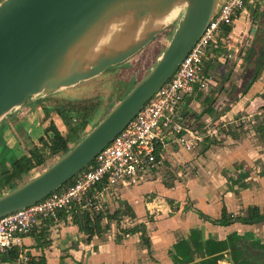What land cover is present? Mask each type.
Segmentation results:
<instances>
[{
	"label": "crops",
	"instance_id": "0c3cea01",
	"mask_svg": "<svg viewBox=\"0 0 264 264\" xmlns=\"http://www.w3.org/2000/svg\"><path fill=\"white\" fill-rule=\"evenodd\" d=\"M246 12L235 20V31L249 45L245 41L237 61L225 63L227 70L219 68L218 75L213 74L209 63L212 59L218 63L221 53L214 54L212 49L205 69L215 79L219 76L220 87L213 86L209 94L195 90L185 106L187 122L198 134L209 121L218 132L205 140L223 142L217 146L212 142L205 148L204 141L190 152H175L170 143L154 178L136 186L117 187L121 200L113 211L120 208L119 218L127 217V225L111 222L107 232L88 239L68 218L61 219L25 237L17 253L26 252L30 264H178L180 245L187 243L193 260L185 264H198L221 254H208V243L226 241L234 234L240 242L264 244V222L214 223L223 209L235 217L246 216L251 208L264 212V113L256 116L254 123L252 119L241 121L264 104V64L257 80L244 91V78L251 72L245 53L258 37H264V0ZM209 105L212 113L204 114ZM30 111L31 115L26 112L22 118L27 120L26 125L31 123L28 130L40 120ZM111 197L109 200H113ZM250 248L254 261L264 264V251ZM214 264L235 263L226 250Z\"/></svg>",
	"mask_w": 264,
	"mask_h": 264
},
{
	"label": "water",
	"instance_id": "95a60500",
	"mask_svg": "<svg viewBox=\"0 0 264 264\" xmlns=\"http://www.w3.org/2000/svg\"><path fill=\"white\" fill-rule=\"evenodd\" d=\"M220 0H5L0 4V124L30 99L97 78L175 20L147 75L72 149L0 196V218L48 197L89 166L178 70Z\"/></svg>",
	"mask_w": 264,
	"mask_h": 264
},
{
	"label": "built area",
	"instance_id": "2783aa9c",
	"mask_svg": "<svg viewBox=\"0 0 264 264\" xmlns=\"http://www.w3.org/2000/svg\"><path fill=\"white\" fill-rule=\"evenodd\" d=\"M3 1L0 0V4ZM259 3L260 0H220L209 26L178 70L94 161L76 175L74 184L0 218V264H30L31 257L23 251L13 259L6 257H10L32 232L50 223H59L60 212H66L68 220L72 221L73 205L98 211L112 189L136 186L154 178L164 163L170 143L194 151L207 137L217 135L218 129L209 121L199 134L191 127L184 116L186 101L195 90L206 93L217 83L211 73L201 75L207 53L220 49L218 62L232 64L249 45V41L235 31V20ZM226 27H230L227 32ZM255 108L257 110L242 118V123L264 113V104Z\"/></svg>",
	"mask_w": 264,
	"mask_h": 264
},
{
	"label": "trees",
	"instance_id": "16d2710c",
	"mask_svg": "<svg viewBox=\"0 0 264 264\" xmlns=\"http://www.w3.org/2000/svg\"><path fill=\"white\" fill-rule=\"evenodd\" d=\"M230 27L225 28V32L229 31ZM217 49H213L214 54L220 53ZM246 66L250 65V73L244 78V91H248L252 84L257 80L260 67L264 64V37H258L252 49L245 53ZM214 62V63H213ZM210 65H216V60L212 59ZM204 93L198 90V93ZM210 93V91L206 92ZM216 96H218L216 94ZM209 96V98H216ZM42 98V99H40ZM33 101L30 99L28 103L33 104L31 107L34 114L45 123L44 136L40 138L39 144H32L29 152L16 155L20 152L16 147L8 149L2 145L3 138L0 139V152L4 157L0 158V186L6 187L8 184L20 180L23 176L28 175L31 171L44 165L47 161L54 157H62L69 150L70 143L79 142L85 132L89 128L90 120L95 116L96 110L99 107L98 100L86 99H65L59 100L57 103L49 104L48 101L52 100V96L40 97ZM218 98V97H217ZM25 106V105H24ZM40 106V107H38ZM37 107V108H36ZM213 111L212 106L209 105L204 114H211ZM185 119L188 120L187 115L184 113ZM95 123L91 128L96 126ZM206 125V124H205ZM89 128V131L91 130ZM216 143V139L205 140L204 147L208 148V144ZM75 178H72L65 185L59 187L56 191L74 184ZM17 187H14L15 189ZM5 190L8 188H4ZM11 189V190H13ZM104 205V203H103ZM72 223L75 224L80 232L85 234L88 239L94 236H101L104 232L111 227V222L117 221L121 215L118 211H113L108 208L96 210L95 208H82L80 205H73L71 209ZM60 219L67 218L66 212L62 211L59 214ZM236 222H242L247 225H256L264 222V212L259 208H251L248 214L244 217H235L227 213L225 209L222 210V216L219 220H215V224L230 225ZM139 228V227H137ZM131 229L130 231H133ZM208 254L221 253L219 256L212 257L210 262H199L198 264H214L222 256V252L229 251L230 256L235 264H257L254 261V256L250 247H255L259 251H264V244L255 242L248 244V242H240L234 234L229 236L223 242H210L208 243ZM193 253L187 243H181L180 256L178 257V264H185L193 260ZM17 256V250L14 249L10 253V257L6 259H13Z\"/></svg>",
	"mask_w": 264,
	"mask_h": 264
},
{
	"label": "rangeland",
	"instance_id": "374dc122",
	"mask_svg": "<svg viewBox=\"0 0 264 264\" xmlns=\"http://www.w3.org/2000/svg\"><path fill=\"white\" fill-rule=\"evenodd\" d=\"M176 23L177 20H175L167 29L157 35L153 42H151L144 50L139 52L129 61L119 66L112 67L97 78L83 82L75 87L63 89L49 95L52 96V100L48 101V103H57L62 99L98 100L99 107L96 110L95 116L90 120L89 128H91L95 123H99L101 120H103L125 98L127 93L131 91L135 87V85H137V83H139L153 68V66L157 62L158 57L166 48L168 41L170 40L176 27ZM209 53H207L206 59L211 58ZM227 67V64L218 62L216 65H214V67H210V70L213 72V74L218 75L219 68V70L226 71ZM206 74L207 72L204 67L201 71V75L202 77H205ZM233 74L235 75L236 72H233ZM216 78L218 79V83L215 84L214 87L215 89H218L222 80L219 79V76H217ZM39 98L40 97L31 99L32 101L34 100L32 103L36 101L35 99ZM32 105L33 104L28 103L25 106H21L13 110L12 113H10L0 124V139L3 138L2 145H4L5 148L8 149L16 147V149L20 152L19 154H16L18 156L29 152L32 144H39L40 138L45 135L44 122L36 120L31 126L30 130H28L31 123H29V125H26L25 122H27V120L24 122V119H22L24 115H26V112L31 115L30 109H32ZM89 128L85 132H82L81 135L83 136L85 133L89 132ZM221 142H223V140L216 142L214 146H217V144ZM77 144L78 142H72L70 143L69 148L72 149ZM170 148L175 152H190L185 150L182 145L176 143H172ZM1 151L2 149L0 150V152ZM1 157L3 158L4 154H0V158ZM59 158L60 157L50 158L46 164L31 171L28 175L23 176L22 178H20V180L16 181V183L12 182L6 187L0 186V196L11 191V189H13L14 187H18L28 180L39 175ZM191 170L192 168L188 169L189 172H191ZM4 188H8V190H5ZM110 195L112 196L111 199L113 200H109ZM119 197L120 194L117 188L112 189L102 201L101 209L109 208L112 210L111 212H113L114 207L119 205V201L121 200ZM108 202L109 204H107ZM118 212H120V208H118ZM126 218L127 217L123 216L122 218H118L117 221L113 222L120 224V222L122 221L121 223L127 225V222L125 221Z\"/></svg>",
	"mask_w": 264,
	"mask_h": 264
}]
</instances>
